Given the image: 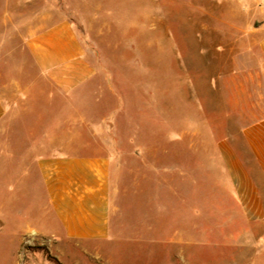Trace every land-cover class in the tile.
<instances>
[{
	"label": "rangeland",
	"instance_id": "1",
	"mask_svg": "<svg viewBox=\"0 0 264 264\" xmlns=\"http://www.w3.org/2000/svg\"><path fill=\"white\" fill-rule=\"evenodd\" d=\"M260 8L264 0H0L1 79L20 75L38 80L40 71L24 39L43 14L49 12L52 20L71 17L91 38L100 74L119 77L114 86L125 97L123 133L133 136L140 126L147 158L161 160L164 224L170 207L190 243L165 240L156 246H128L116 254L111 249L115 264L250 263L236 262L245 246L229 243L246 237L250 229L244 227L247 220L228 184L227 212H219L216 142L220 121L223 132L227 127L235 131L254 117L251 104H258V90H264V79L262 88L256 73L251 75L264 60ZM236 102L237 116L219 113L222 106L234 110ZM6 207L8 212L0 213V264H114L34 226L18 229L11 203ZM220 237L226 241L219 244Z\"/></svg>",
	"mask_w": 264,
	"mask_h": 264
},
{
	"label": "crops",
	"instance_id": "2",
	"mask_svg": "<svg viewBox=\"0 0 264 264\" xmlns=\"http://www.w3.org/2000/svg\"><path fill=\"white\" fill-rule=\"evenodd\" d=\"M41 17L24 39L40 78L0 76V213L6 214L11 203L18 229L34 226L114 264V254L128 246L190 243L170 207L164 224L161 160L147 158L141 127L133 136L120 128L126 111L124 92L114 86L119 77L100 74L91 38L71 17L52 20L49 12ZM259 43L264 53V37ZM255 73L262 87L264 60L252 77ZM256 99L262 110L252 102L254 117L235 131L227 127L223 132L220 121L216 188L220 214L227 212L228 184L250 229L246 237L229 242L245 246L235 261L264 264L263 89ZM238 104L234 110L222 106L219 113L237 116ZM130 145L137 151L121 149ZM204 180L207 185V173ZM183 203L185 210L188 202ZM224 241L220 237L219 244Z\"/></svg>",
	"mask_w": 264,
	"mask_h": 264
}]
</instances>
